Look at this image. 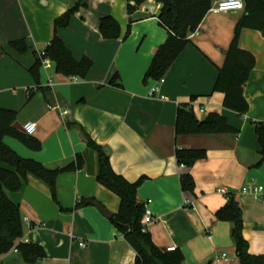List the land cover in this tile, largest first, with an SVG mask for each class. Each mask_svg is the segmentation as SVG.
I'll return each instance as SVG.
<instances>
[{
    "label": "crops",
    "instance_id": "1",
    "mask_svg": "<svg viewBox=\"0 0 264 264\" xmlns=\"http://www.w3.org/2000/svg\"><path fill=\"white\" fill-rule=\"evenodd\" d=\"M128 1L90 0L89 8H81L59 30L76 58L93 60L87 78L57 73L53 65L41 67L37 84L29 71L35 53L44 52L55 19L76 0H0V107L18 111L17 123L23 127L36 123L32 135L43 147L33 150L12 136L4 142L51 169L68 165L78 154L85 159L82 169L58 176L57 200L49 185L32 174L21 190L8 192L21 207L22 241L40 244L46 255L28 263L13 249L0 256V264H136V251L111 218L89 201L75 209L82 198L97 200L114 214L120 206V198L97 181L98 155L84 132L109 149L117 173L131 182L146 177L138 196L153 213L147 228L158 247L181 250L188 264H240L232 223L215 215L235 196L249 251L264 254V200L241 194L246 185L264 188V160L254 125L264 121V32L246 28L241 34L240 46L254 54L256 66L245 85L250 110L240 115L224 106V93L214 85L244 11H209L165 81L144 84L168 32L159 24L162 6L156 0H146L132 15ZM104 15L120 23L119 38L107 39L100 32ZM130 20L131 32L124 38ZM16 39L26 40L27 52L11 46ZM154 86L159 91L151 95ZM187 103H193L199 119L218 112L240 132L176 135L177 110ZM177 148H203L207 157L187 167L178 163ZM184 173L193 176L194 192L182 189Z\"/></svg>",
    "mask_w": 264,
    "mask_h": 264
},
{
    "label": "trees",
    "instance_id": "2",
    "mask_svg": "<svg viewBox=\"0 0 264 264\" xmlns=\"http://www.w3.org/2000/svg\"><path fill=\"white\" fill-rule=\"evenodd\" d=\"M90 0H76L72 7L54 21V34L43 53H35V63L29 71L37 84L40 83V70L44 58L53 62L55 71L65 76L85 79L93 68V60L89 57L78 59L67 46L60 35L61 28L69 26L72 16L81 8H89ZM146 0H129L127 11L135 13ZM162 7L157 17L159 24L168 32L164 44L160 45L147 69L143 83L160 80L165 77L171 66L188 47L191 40L189 35L200 27L213 0H156ZM245 9L237 20L232 41L226 50L224 64L219 68L214 85L215 91L224 93V106L245 115L250 110L245 97V85L256 66L254 54L241 48L242 31L246 28L264 32V0H244ZM133 20H130L124 38L131 32ZM99 30L107 39H117L121 36V26L112 15H104L99 22ZM11 46L21 53L28 51L25 39L10 42ZM115 75L111 83L115 84ZM31 94V92H29ZM195 97L193 98V100ZM18 111L0 107V256L16 249L28 263H34L45 257L43 246L33 242L22 241L24 237V222L21 207L8 195L17 192L34 175L45 181L57 200V178L68 171L80 170L85 165L82 154L66 166L51 169L43 163L19 155L4 142L6 136L20 140L27 147L39 151L43 144L40 139L21 130L16 126ZM255 131L261 145L264 160V121L254 122ZM176 135L189 134H238L240 129L231 125L228 119L218 112H212L207 117L199 119L190 104H182L177 110ZM87 144L98 155L97 181L120 198L117 213L111 217L112 223L124 234L125 239L136 251V264H188L183 252L179 249L163 250L154 241L151 232L142 225V218L146 211V204L139 200L138 190L145 182L142 176L131 182L113 168L109 149L95 142L86 132ZM207 157V150L203 148H177L176 158L179 164L192 167L198 161ZM181 186L185 191H195V180L190 173H184ZM88 198H82L75 205L80 209L88 203ZM216 217L222 221L232 223V238L235 243L236 254L240 264H264V254L253 255L249 251V241L243 233V211L235 196L216 212ZM128 225L125 230L123 226Z\"/></svg>",
    "mask_w": 264,
    "mask_h": 264
},
{
    "label": "built area",
    "instance_id": "3",
    "mask_svg": "<svg viewBox=\"0 0 264 264\" xmlns=\"http://www.w3.org/2000/svg\"><path fill=\"white\" fill-rule=\"evenodd\" d=\"M237 0H216L210 11L213 12H229V11H237V10H244L245 9V2L244 0H239L240 3H242L243 7L242 8H236L234 7L235 3ZM53 66V62L49 58H44L42 61V67L47 69L51 68ZM74 79H77V77H74ZM165 81V77L157 80L158 83H162ZM50 85H53V80L52 78L49 81ZM159 91L158 86H154L150 90V94L154 95ZM190 107L194 109L193 103L190 104ZM201 111L203 112L204 109L201 108ZM37 128L36 123L34 122H27L24 125V129L27 133L33 134ZM219 191H222V189H219ZM241 194H250L252 195L256 200H264V188L262 185L255 184V185H246L241 189ZM187 204H193L191 200L186 201ZM153 221V213L149 207H146V211L144 213V216L142 218V225L144 226L145 229H148L147 226L149 223ZM82 245H85V243H82ZM175 247H171L168 250H174ZM225 256V254H224Z\"/></svg>",
    "mask_w": 264,
    "mask_h": 264
},
{
    "label": "water",
    "instance_id": "4",
    "mask_svg": "<svg viewBox=\"0 0 264 264\" xmlns=\"http://www.w3.org/2000/svg\"><path fill=\"white\" fill-rule=\"evenodd\" d=\"M16 126L18 128H20L21 130L25 131L24 127L20 124V123H16ZM89 202L95 206H97L99 208V210H101V212L108 218L113 217L114 213H112L111 211H109L105 206H103L100 202H98L97 200H89ZM125 228V230L129 229L128 225L123 226ZM163 250H168L167 248H163Z\"/></svg>",
    "mask_w": 264,
    "mask_h": 264
},
{
    "label": "clouds",
    "instance_id": "5",
    "mask_svg": "<svg viewBox=\"0 0 264 264\" xmlns=\"http://www.w3.org/2000/svg\"><path fill=\"white\" fill-rule=\"evenodd\" d=\"M234 7H236V8H242L243 5H242V3L239 2V0H237V2L235 3Z\"/></svg>",
    "mask_w": 264,
    "mask_h": 264
}]
</instances>
